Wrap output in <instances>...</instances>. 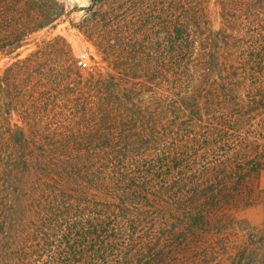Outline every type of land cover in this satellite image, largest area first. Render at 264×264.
Listing matches in <instances>:
<instances>
[{"label":"trees","instance_id":"1","mask_svg":"<svg viewBox=\"0 0 264 264\" xmlns=\"http://www.w3.org/2000/svg\"><path fill=\"white\" fill-rule=\"evenodd\" d=\"M100 56L43 40L0 76V264H264V0H89ZM69 15L0 0V55ZM244 230V229H243Z\"/></svg>","mask_w":264,"mask_h":264},{"label":"rangeland","instance_id":"2","mask_svg":"<svg viewBox=\"0 0 264 264\" xmlns=\"http://www.w3.org/2000/svg\"><path fill=\"white\" fill-rule=\"evenodd\" d=\"M60 1L65 4L66 12H69V15L64 17L56 28L47 29L31 36L28 44L17 52L19 56H16V54L0 55V76L17 57L23 58L27 56L43 40H49L57 36L67 40L76 59L82 60L90 66H94L95 61H100L101 58L96 49L77 28L84 18V9L89 6V0ZM260 185L263 192L259 197V201L254 206L235 213V219L240 222L239 224L244 229L238 230L241 240H247L250 234L254 236L264 234V173L261 176Z\"/></svg>","mask_w":264,"mask_h":264},{"label":"built area","instance_id":"3","mask_svg":"<svg viewBox=\"0 0 264 264\" xmlns=\"http://www.w3.org/2000/svg\"><path fill=\"white\" fill-rule=\"evenodd\" d=\"M84 65H86V63L84 62Z\"/></svg>","mask_w":264,"mask_h":264}]
</instances>
